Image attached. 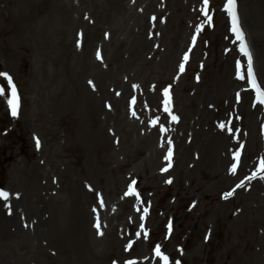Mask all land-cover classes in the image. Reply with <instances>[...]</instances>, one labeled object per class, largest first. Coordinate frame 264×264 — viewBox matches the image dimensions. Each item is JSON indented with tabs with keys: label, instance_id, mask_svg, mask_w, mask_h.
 <instances>
[{
	"label": "rangeland",
	"instance_id": "obj_1",
	"mask_svg": "<svg viewBox=\"0 0 264 264\" xmlns=\"http://www.w3.org/2000/svg\"><path fill=\"white\" fill-rule=\"evenodd\" d=\"M29 1L0 0V72L13 77L19 97L13 115L10 89L0 96V160L10 161L3 188L9 196L0 197V264H164L156 255L157 245L169 264H264V114L253 110V90L244 95L234 90L241 51L237 39L234 49L228 41L232 24L223 11L224 0L207 5L204 0H159L169 15L164 40L169 42L176 32L185 42L189 38V47L181 48L172 77L150 73L147 62L140 71L134 69L129 75L133 92L126 93L122 105L110 104L112 116L104 125L142 117L164 134L178 110L186 107L190 117L202 119L201 110L208 108L207 123L218 119L225 126L229 156L239 153L235 174L228 177L215 157L199 159L191 169L177 167L172 152L166 158L171 145L163 138L156 141L154 131L126 150V140L117 142L118 135L100 128L111 97L109 80L119 75L118 66L130 52L108 40L109 68L98 85L86 87L85 74L76 66L71 30L65 36L55 27L40 28L43 13L38 8L30 6L32 16L16 8V3ZM146 2L105 0L108 8L100 15L94 7L92 17L101 30L122 20L126 11L138 13ZM237 3L258 78L264 82V0ZM33 5L45 7L42 2ZM40 33L53 41L44 56L46 74L37 63ZM118 36L124 38L120 30ZM243 64L247 79L246 59ZM0 83H6L3 77ZM169 85L170 113L163 103V89ZM155 94L162 106L152 103ZM125 105L132 111L127 118ZM154 144L168 151L156 169L149 163ZM50 146L53 153L43 160ZM227 192L233 194L225 198ZM58 194L64 203L57 202ZM72 208L85 212L95 232L83 235Z\"/></svg>",
	"mask_w": 264,
	"mask_h": 264
},
{
	"label": "bare ground",
	"instance_id": "obj_2",
	"mask_svg": "<svg viewBox=\"0 0 264 264\" xmlns=\"http://www.w3.org/2000/svg\"><path fill=\"white\" fill-rule=\"evenodd\" d=\"M88 1L89 2H87V0H49L47 2L46 0H30L29 3L26 2L27 5L25 3H16V8L17 10L26 12L29 16H32V8H30V6L38 8L43 13L39 21L40 28L42 29H51L55 27L57 30H62L65 36H69V30H71V42L76 47L75 56H78L76 66L80 72L85 74L84 84L88 88L92 85H98V80L101 82L100 78L105 73L104 61L109 65L108 57H103V52L106 53L108 37L111 45H114L115 43L113 41L117 40L116 43H118L119 47L123 46L130 52L131 57L128 58L127 61H124L122 66H118V70H121L120 74L110 79L109 90L111 97L108 106L110 103H115L117 105H122L124 103L126 93L133 91L129 75L134 69L140 71L141 65L145 62H147L146 65H148L147 68L150 73H168V75L172 77L173 73L171 72L176 71L177 59L180 56L181 48H183L184 45H188L189 42H185L183 37L180 39V34L176 32L175 36L170 38L169 42L164 40L169 15L167 11L162 9L159 0H146L145 6L139 9L138 13L126 11V15L123 16L122 20H117L110 25H106L101 30H99L98 24L91 22L89 17L96 14L93 7L98 8V14L102 15L108 8V4L104 3L105 0ZM33 2H42L45 7L35 6ZM253 15L255 14L253 13L249 20L251 26L255 23L254 18H252ZM118 30L124 35L123 39L119 36L116 37ZM90 31L94 33L93 39L90 37ZM227 34L228 41L231 39V47L234 49L236 46L235 35L230 31L227 32ZM39 39L37 63L40 64V69L46 74V70L44 69V56L51 51L50 47L53 45V41L43 34H41ZM124 43H126L125 46ZM97 48L102 51V56L98 53ZM80 57H82V59H80ZM243 58L244 55L238 53L240 65H242ZM240 74H243L245 79H240ZM234 76V90L241 95L250 92L251 87L247 86L248 83L246 85V75L243 71L241 72L240 70L237 73L235 69ZM90 81L91 83H89ZM137 85L142 88L140 80L137 81ZM156 97L157 95L155 94L152 103L158 105L162 100L160 98L156 100ZM259 104V102H256L253 110L256 115L263 116ZM123 114L125 118L129 117L126 111V105L124 106ZM175 114L176 117H180V121L178 120L174 124L176 135L173 133L172 136H170V142L172 154L177 161V167L180 166L184 169H191L199 159L206 161L212 160L213 157H215L216 161L221 164V174L225 177L234 175L235 172H233L232 168H229L227 164L231 156L227 155V147L224 142L225 129L221 127L222 121L216 120L214 123L208 124L207 121H210L208 118L210 114L208 108L201 110L200 114L202 115V119L200 117L197 119L193 116L190 117L186 107L184 109L182 108V110H178ZM111 116V112L107 113L105 108L104 118L103 122L100 124V128H104L105 126L108 130L118 135L120 138L118 142H120L121 139L122 142L126 140V150H130L133 147L135 148L134 144H142L144 140L149 137L150 133L146 134V132L149 131L146 123L138 126L136 121H126L123 124L114 127L110 126L109 128L104 124L108 122V118ZM79 124L80 123H78V125ZM52 153V146L50 149L47 148L43 151V160H47V157ZM167 154V149L157 147L154 144L150 147L149 163H152L155 168L157 162H160ZM40 164H37L36 168L42 167ZM65 188L67 190L71 189L67 186H65ZM67 190H64V192L66 196L69 197ZM55 199L57 202L64 203V196L62 195L58 194ZM72 215L79 219L78 228L84 236H89L90 233H93L94 229L91 227V221L86 217L84 211L82 212L81 210L72 208L71 216ZM100 230L103 231L101 224ZM80 264L90 263L82 261Z\"/></svg>",
	"mask_w": 264,
	"mask_h": 264
},
{
	"label": "snow or ice",
	"instance_id": "obj_3",
	"mask_svg": "<svg viewBox=\"0 0 264 264\" xmlns=\"http://www.w3.org/2000/svg\"><path fill=\"white\" fill-rule=\"evenodd\" d=\"M205 5H207L209 3V0H204ZM225 9L228 12V15L231 17V21H232V28L231 31L233 33H235L236 39L240 42V51L244 54V56L247 57V83L249 84V86L255 90L256 93V97L259 100V102L261 104H264V87H262V83L264 82H258L254 71H253V63H252V55L251 52L246 44L245 41V35L242 31V29L239 26V21H238V16H237V12H236V0H226L225 3ZM205 14L207 15V11H205ZM209 21H211V16L208 17ZM200 29L198 28L197 31H199ZM193 40H195V37H193ZM185 60L188 59L187 54H185L184 57ZM238 67H241V65L238 64ZM180 70L183 71L184 70V65L181 64L180 65ZM0 77H3L4 80L6 81V83H0V96H4L6 94V89H10L11 92V97L8 99V104L11 106L12 108V114L16 115V110L18 108L19 105V97H18V92H17V86L13 81V77L7 73V72H0ZM240 79H245V76L243 74H240ZM91 83V81L89 82ZM170 85L166 88L163 89V93H164V110L165 112H171V109L169 107L170 103H171V98H170ZM173 120H177L178 117L176 116H172ZM221 127L223 128L224 125L221 124ZM229 131H231V129H229ZM170 143V141H169ZM37 144H39V141H37ZM237 157L239 156V153L236 154ZM171 156V150H169V156L166 157L167 159H170ZM170 166V165H169ZM236 165L233 164L232 165V171L235 172L236 171ZM166 170V169H165ZM261 171H264V161L261 162ZM242 186V185H238ZM135 189L133 187H129V193L128 194H132L134 193ZM233 193L232 192H227L225 193V198H227L228 196H231ZM9 193L3 190H0V197H3L5 200L8 199ZM102 203V202H101ZM145 211H147L145 209ZM96 227L99 229L100 224L99 221H97ZM156 255L160 258L163 259L164 264H169V257L167 255H165L161 249L160 246L157 245L156 249H155ZM127 264H134V261H128ZM176 264H179V261L176 262Z\"/></svg>",
	"mask_w": 264,
	"mask_h": 264
}]
</instances>
